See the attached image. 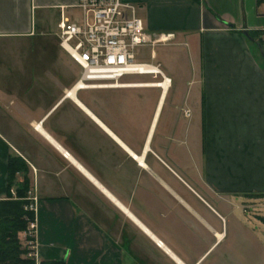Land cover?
Instances as JSON below:
<instances>
[{
  "label": "crops",
  "instance_id": "0c3cea01",
  "mask_svg": "<svg viewBox=\"0 0 264 264\" xmlns=\"http://www.w3.org/2000/svg\"><path fill=\"white\" fill-rule=\"evenodd\" d=\"M77 1L0 0V200L28 185L41 264H205L234 211L264 208V0H121L172 36L155 46L170 87L115 105L67 95L57 24ZM46 48L56 70L27 76ZM137 89L155 88L119 90ZM235 245L208 264H245Z\"/></svg>",
  "mask_w": 264,
  "mask_h": 264
},
{
  "label": "built area",
  "instance_id": "2783aa9c",
  "mask_svg": "<svg viewBox=\"0 0 264 264\" xmlns=\"http://www.w3.org/2000/svg\"><path fill=\"white\" fill-rule=\"evenodd\" d=\"M75 8L80 11L81 18L69 19L61 15L57 24L59 46L80 70L71 91L141 87L165 93L169 89L170 80L164 77L159 66L134 62V50L165 44L172 39L171 35L146 32L136 17L134 6L121 0H78ZM128 76H150L151 81L122 82ZM11 197L15 198L13 192ZM25 201L24 210L32 214V219L28 220L25 231L23 258L26 264H41L36 244V198L27 193Z\"/></svg>",
  "mask_w": 264,
  "mask_h": 264
},
{
  "label": "rangeland",
  "instance_id": "374dc122",
  "mask_svg": "<svg viewBox=\"0 0 264 264\" xmlns=\"http://www.w3.org/2000/svg\"><path fill=\"white\" fill-rule=\"evenodd\" d=\"M74 15L77 18H81V13L79 10H74ZM33 44H38L37 46L47 47L48 45L51 46L52 43H49V37L46 38H39L36 39ZM153 50L156 58L154 60L150 59V52ZM167 54L166 49H162L160 47H141L136 48L134 50V62L136 63H144V64H152L156 65L160 62L165 55ZM53 54L50 51L45 49L43 54H30L29 55V64L34 62L36 64L29 65V74L27 76H32L33 74H53L54 70H56V66L54 64ZM77 76L76 80L79 76V72H76ZM13 74V72L11 73ZM18 76V74H14ZM25 75V74H24ZM159 80V78H157ZM151 81L150 76H128L123 78L122 82L126 83H139V82H149ZM174 91L171 90L170 94ZM140 95H154L155 100H157L159 95V90L156 89H137V90H94V91H80L79 92V99L82 100L84 103H94L99 102L102 104H117L124 96L130 97H139ZM247 211V210H245ZM253 212L257 215H264V208L258 211H250L249 213H243L242 210L234 211L231 217L227 218V239L225 243L220 245L217 250L216 254L219 256L227 257L230 254V246H236L237 249V256L246 257L248 261L245 264H260V241H261V233L263 232L261 225L255 221V216H253ZM237 220L241 222L245 228L247 229V233H244L240 236L236 234L234 231V221ZM26 232L20 234V240L22 238H26ZM234 244V245H233ZM211 255L205 264L211 262L214 258L218 256ZM224 261V260H222ZM224 264V262H222ZM227 263V261L225 262Z\"/></svg>",
  "mask_w": 264,
  "mask_h": 264
},
{
  "label": "trees",
  "instance_id": "16d2710c",
  "mask_svg": "<svg viewBox=\"0 0 264 264\" xmlns=\"http://www.w3.org/2000/svg\"><path fill=\"white\" fill-rule=\"evenodd\" d=\"M20 170L16 160L12 159L8 163L10 179ZM8 182L7 197L0 200V264H26L23 256L26 252L24 239L20 240L19 235L26 231L29 219L32 214L25 211L27 205L25 201L28 185L24 184L15 190V198L11 197ZM50 264H61L53 262Z\"/></svg>",
  "mask_w": 264,
  "mask_h": 264
},
{
  "label": "bare ground",
  "instance_id": "6f19581e",
  "mask_svg": "<svg viewBox=\"0 0 264 264\" xmlns=\"http://www.w3.org/2000/svg\"><path fill=\"white\" fill-rule=\"evenodd\" d=\"M138 87V86H137ZM148 87V86H147ZM141 88V87H140ZM164 88H165V86H164ZM73 93H75V90H69V92L67 93L68 94V96H71V97H73Z\"/></svg>",
  "mask_w": 264,
  "mask_h": 264
},
{
  "label": "water",
  "instance_id": "95a60500",
  "mask_svg": "<svg viewBox=\"0 0 264 264\" xmlns=\"http://www.w3.org/2000/svg\"><path fill=\"white\" fill-rule=\"evenodd\" d=\"M260 50H261V52H263V51H262V47H260Z\"/></svg>",
  "mask_w": 264,
  "mask_h": 264
}]
</instances>
